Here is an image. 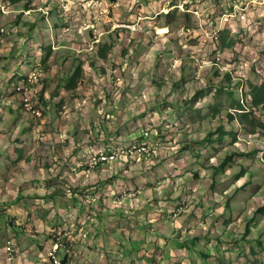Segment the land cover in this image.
Masks as SVG:
<instances>
[{
	"label": "rangeland",
	"instance_id": "1",
	"mask_svg": "<svg viewBox=\"0 0 264 264\" xmlns=\"http://www.w3.org/2000/svg\"><path fill=\"white\" fill-rule=\"evenodd\" d=\"M18 3L11 4L15 6ZM41 3L42 0H37L36 4L33 0H24L21 6L28 12ZM118 3L119 0H107L108 6L103 9L106 16L104 27L111 24L115 15L113 9ZM218 11L222 12V9ZM227 11L231 12L232 7L229 6ZM161 15L167 18L170 14ZM45 16L49 18L48 32L41 30ZM0 17H3L2 13ZM23 17L24 12H17L0 18V124L4 125L0 128V198H9L0 204V239L8 237L9 233L19 235L23 231V225L16 224L15 210H9L12 205L29 209L34 199L47 202L68 195L56 185L65 171L71 174L74 165L65 160L55 175H44L52 171V164L47 160L40 163L39 146L33 131L51 137L57 128L62 130L52 149L74 155L79 150L78 138L94 130L95 136L90 137L87 143L99 140L97 147L103 145L94 154L99 163L91 165L84 162L76 167L80 177L85 178V184L69 191L73 206L83 197L85 200L96 199L101 207L99 211L90 208L84 224L77 225L78 230L92 222L95 234L107 237L110 232L123 227L121 235L127 240L115 243L120 258H127L128 264H136L137 260L144 264H264V215L254 213L256 208L264 205V111L252 109L256 119L242 117L236 103L244 106L245 110L249 109V83L264 84V78L257 71L264 61V34L249 35L242 21L235 25L224 21V26L218 30L216 49L210 53L219 55L223 61L220 67L212 70V76L218 79L209 78L205 86L197 88L191 96H178L170 101L167 96L172 92H180L182 96V84L190 74V67L186 73L181 64L179 78L169 83L164 79L166 63L159 50L148 55L137 43L131 55L127 47L121 48L120 55L127 59L120 68L121 72L127 71L134 64H139V55H144L147 70L139 74L138 83L125 85L119 76L114 75L110 82H113L111 87L115 95L107 87L89 91L82 78L88 69L94 68V64L79 57L69 60L68 54L56 48V44L67 39L70 27L60 17L56 6L49 8L46 14H38L33 20ZM185 18L188 19V14ZM118 25L119 18L112 31L120 40ZM233 26L237 28L236 36L243 34L247 43L229 35ZM94 29L93 19L88 27L81 26L79 31H86L89 37H93ZM161 33L166 34L164 29L157 32L158 35ZM190 42L193 47L199 43L195 36ZM111 48L110 42L105 43L99 48L98 55L104 58ZM216 62L214 59L213 63ZM56 65L61 66L63 72L54 79L38 77L42 86L36 93L37 103L31 104L32 112L25 106L17 85L31 71L50 72ZM106 72L103 67L99 69L101 75ZM242 74L246 77L243 87L240 80L233 78ZM88 83L95 84L96 80L88 77ZM27 85L32 87L33 82L29 81ZM165 85L170 91L163 98L152 103L145 99L137 105L138 97L146 98L149 93L156 96L154 90L163 89ZM209 93L212 94L209 102L199 108L193 106L198 98ZM53 97L59 99L54 100ZM104 103L111 107L106 114L98 113L97 119L83 111L78 116L81 123L71 116L77 104L82 107L91 104L98 108ZM137 107L138 110L128 119L117 115V109L130 111ZM225 107L238 111H225ZM28 112L38 113V116L33 119L26 115ZM149 113L165 118L145 120ZM227 114L233 118L231 122L227 120ZM69 121L72 122L71 129L66 127ZM85 121L87 127L82 126ZM110 123L112 127L109 129ZM218 127L234 136L223 135V139L218 140L217 136L221 134L216 131ZM122 144L126 145L123 165L111 171L112 164L100 158L117 152ZM141 147L144 150L138 151ZM232 154H236L233 161L215 172L224 158ZM118 160L119 155L115 161ZM105 170L108 175L93 177L95 188L87 191L90 187L87 174ZM41 183L45 190H53L24 194ZM114 183H118L119 188L113 190L110 201L104 196L96 197L98 191ZM179 207L181 211L173 217L175 208ZM105 208L118 219L101 224ZM80 211L84 212L82 204ZM31 215L30 211L27 212V217ZM149 236L158 239L150 240ZM50 238L55 242L58 237L50 235ZM61 249H64L62 254ZM70 252L71 244L65 238L54 255H60V261L65 259V263L70 264ZM104 258L107 264H112L111 254ZM49 260H52L51 256Z\"/></svg>",
	"mask_w": 264,
	"mask_h": 264
},
{
	"label": "clouds",
	"instance_id": "2",
	"mask_svg": "<svg viewBox=\"0 0 264 264\" xmlns=\"http://www.w3.org/2000/svg\"><path fill=\"white\" fill-rule=\"evenodd\" d=\"M23 2L24 0H20V3L13 6L10 0H0V13L3 14V17L0 18H7L9 13L24 12L23 19L33 20L38 14H46L49 8L55 5L60 17L70 25L67 30V39H63L56 44L57 50L68 54L69 60L73 57H79L86 63L92 62L94 68L88 69L82 78L85 85L89 87V91H95L98 87H107L113 95H115V92L111 87L113 83L110 82L111 76H119L125 85H135L138 83L139 74L147 70L145 56L139 55V64H134L127 71L121 72L120 66L127 59L126 56L120 55L122 47L128 48L129 55L132 54L137 43L148 55L159 50L162 60L166 63L167 70L164 73V79L169 83L179 78L181 64L186 73L189 67L191 68L186 82L182 84V96L180 92H172L167 96V99L171 101L178 96L180 98L191 96L197 88H203L209 78L218 79L212 76V70L220 67L223 61L219 55H210V53H213V50L216 49L218 30L224 26V21H227L230 25L242 21L245 31L249 35L264 34V0H119L118 5L113 9L115 15L112 22L106 27H104L106 16L103 9L108 6L107 0H42L41 4L31 8L28 12H25L21 6ZM33 3L36 4L37 0H33ZM186 4L188 5L187 8L184 7ZM229 6L232 7L231 12L227 11ZM218 9H222V12ZM173 10L175 11L173 12ZM161 13H169L170 15L165 18ZM185 14H188V19L185 18ZM117 18H119L120 40L117 39L116 33L112 31V28L117 26ZM48 19L45 16V22L41 28L44 32L50 31ZM93 19L95 21V35L89 37L86 31L80 33L81 26L88 27ZM160 29H164L166 34L161 33L158 35L157 32ZM12 31L15 32V29H12ZM236 33L237 28L233 26L229 35L243 43L248 42L246 36L241 34L237 37ZM194 36L199 41L195 44V47L190 42ZM121 40L123 43H121ZM80 41H83V43H80ZM130 41L132 43H129ZM109 42L112 44V48L102 58L98 55V50L102 45ZM214 59L217 61L216 63H213ZM101 67L107 69L104 75L99 73ZM257 71L264 78V61H261ZM62 72L63 68L59 65L53 66L50 72H42L39 69L31 72L29 78L33 82V86L29 87L24 94L29 105L37 103L36 93L42 86L38 81V77L54 79L58 73ZM88 77L94 78L96 83L89 84ZM233 78L240 80L242 87L245 86L246 77L243 74L240 76L234 75ZM154 91H156V96L149 93L146 98L138 97L137 105L145 99L147 103H152L157 98H163L170 90L165 85L163 89ZM63 94V89H61V95ZM211 95L209 93L207 96L198 98L193 106L202 107L209 102ZM53 99L56 100L59 97H53ZM143 106H147V104ZM110 107L111 105L107 103L101 104L98 108H94L91 104L83 107L77 104L75 105L76 110L72 111L71 116L77 123H81L78 119L81 111L90 113L93 119H97L98 113L106 114V110ZM137 110L138 107L132 108L130 111L117 109V115L128 119ZM225 111L235 112L238 110L225 107ZM26 115L35 119L38 113L28 112ZM64 115H67V113ZM164 118V116L156 117L149 113L145 120L159 121ZM82 126L87 127V122H83ZM3 127L4 125L0 124V128ZM66 127L71 129L72 122L69 121ZM108 127L110 129L112 124L110 123ZM60 131L62 130L57 128L56 131L52 132L51 137H44L34 130L33 136L36 137V144L39 146L40 163L47 160L52 164V171L44 173V175H55L57 168L65 160L71 161L74 165L71 174L65 171L58 178L59 183L56 185L68 195L47 202L34 199L32 207L29 209L17 208L15 205L9 208L10 211L15 210L16 224L17 226L23 225V231L19 235L9 233L8 237L0 239V264H53V261L55 264H60V255H54V253L60 246V242L65 238L71 244L70 264H107L104 258L106 254H111L112 264H128L127 258H120L115 243L117 240H127V237L121 235L124 231L123 227L116 232H110L107 237H104L103 234L97 236L95 229L91 227L92 222L85 225L82 230H78L77 225L84 224L89 209L99 211L101 206L96 199L85 200L81 197L80 203L75 206L70 200L72 193L69 189L84 187L85 184V178L80 177V174L76 172V167L84 162L95 165L94 154L100 151L103 145L100 144L97 147L99 140L92 144L87 143L90 137L95 136V131L89 130L87 134L78 138L79 150L74 155H66L63 151H53L52 145L59 141L60 136L58 133ZM12 135H15V132ZM108 138L110 140L116 139L113 137ZM125 146L122 144L117 149L119 160L111 162V171H115L118 166L123 165L125 159L123 149ZM78 157L82 159H78ZM33 174L41 175L40 173ZM106 175H108L107 170L101 173H88L87 179L90 182V187L87 191L90 192L95 188L93 177L99 178ZM16 182L18 183V180ZM118 188L119 184L114 183L108 188L98 191L96 197L104 196L110 201L113 190H118ZM52 190H45L41 183L28 189L24 194L36 191L51 192ZM8 199L7 196L0 198V204ZM81 204L84 207V212L80 211ZM29 211L32 213L31 217H27ZM116 219L118 218L114 213L105 208L101 214L100 223L105 224ZM113 227H115V224H113ZM50 235L58 237L55 242L50 238ZM148 239H158V237L149 236ZM38 245L41 247H38ZM101 248L104 249L103 252L100 251ZM63 251L64 249H61V254ZM50 256L52 260H49ZM136 264H144V262L137 260Z\"/></svg>",
	"mask_w": 264,
	"mask_h": 264
},
{
	"label": "trees",
	"instance_id": "3",
	"mask_svg": "<svg viewBox=\"0 0 264 264\" xmlns=\"http://www.w3.org/2000/svg\"><path fill=\"white\" fill-rule=\"evenodd\" d=\"M20 0H10V3L15 4L18 3ZM224 46H229V44H223ZM103 56V55H102ZM105 56V55H104ZM247 95L249 96V100H251V106L249 109L244 108V106L240 105L238 102V109L241 111V116L242 117H252L254 119H256V116L254 115V111H252V109H260L264 111V84L261 85H257V84H251L249 83L248 85V90H247ZM227 120L229 122H231L233 120V118L227 114ZM258 125H260V123H258ZM217 133H221L220 136H217L218 140H222V136L223 135H232L234 136V134L231 133H226L223 131L222 128L218 127L216 129ZM224 133V134H223ZM212 136L209 134V137ZM236 156V154H232L231 156H226L224 158V160L220 163V165L218 166V168H215V172H217L219 169H223L225 168L231 161H233L232 157ZM99 162H97L96 164H98ZM95 164V165H96ZM255 215H264V205L259 206L258 208H256L254 210ZM249 230V225H247V232ZM62 263H65V259L62 260Z\"/></svg>",
	"mask_w": 264,
	"mask_h": 264
},
{
	"label": "built area",
	"instance_id": "4",
	"mask_svg": "<svg viewBox=\"0 0 264 264\" xmlns=\"http://www.w3.org/2000/svg\"><path fill=\"white\" fill-rule=\"evenodd\" d=\"M33 71H35V70H33ZM33 71H31V72H33ZM30 73L28 75L26 74V77L23 78L22 81L17 85V90L22 94V98L24 100L25 106L28 107L29 109H31V111L33 112L34 108H32V106L29 105L28 100L25 98V95H24L26 90L29 88V85H27V82L31 81L30 78H29ZM142 150H144V147L139 148L138 151H142ZM117 157H118L117 152L113 151L109 155H106V156H104V157H102L100 159H104L106 162H108V163L110 162L111 163L112 161L116 160ZM97 161H96V163H97ZM175 209H176V211L174 212V214H172L173 217L175 216L176 213L181 211V207L175 208ZM53 264H55L54 261H53ZM60 264H64V263H62V261H60Z\"/></svg>",
	"mask_w": 264,
	"mask_h": 264
}]
</instances>
